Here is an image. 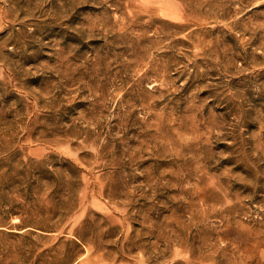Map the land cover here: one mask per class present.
Listing matches in <instances>:
<instances>
[{"label": "rangeland", "instance_id": "374dc122", "mask_svg": "<svg viewBox=\"0 0 264 264\" xmlns=\"http://www.w3.org/2000/svg\"><path fill=\"white\" fill-rule=\"evenodd\" d=\"M0 264H264V0H0Z\"/></svg>", "mask_w": 264, "mask_h": 264}]
</instances>
